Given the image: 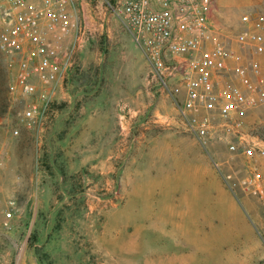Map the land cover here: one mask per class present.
Segmentation results:
<instances>
[{
    "label": "rangeland",
    "instance_id": "374dc122",
    "mask_svg": "<svg viewBox=\"0 0 264 264\" xmlns=\"http://www.w3.org/2000/svg\"><path fill=\"white\" fill-rule=\"evenodd\" d=\"M215 1L221 11L211 8L209 20L219 30V46L214 40L209 45L228 62L231 54L222 46L236 49V37L246 29L242 17L263 15L264 0ZM110 24L124 29L118 19ZM9 30L0 18V213H12L19 240L13 248L8 239L0 245V264H264V164L236 158L226 144H220L226 157L208 143L194 154L184 152L183 159L171 154L176 145L168 140L142 150L150 157L143 159L130 138L124 170L108 176L62 173V179L53 177L58 188L45 193L44 206L12 205L36 194L11 192L13 178H47L39 174L41 151L24 117L28 97L12 89L22 56L5 44ZM198 151L210 156L211 167L198 162ZM12 229L0 226V235H12Z\"/></svg>",
    "mask_w": 264,
    "mask_h": 264
},
{
    "label": "crops",
    "instance_id": "0c3cea01",
    "mask_svg": "<svg viewBox=\"0 0 264 264\" xmlns=\"http://www.w3.org/2000/svg\"><path fill=\"white\" fill-rule=\"evenodd\" d=\"M211 4V8L221 11L217 1L212 0ZM88 15L91 31L78 60L68 62L61 58L59 67L43 70L34 79L38 96L48 97L54 107L42 123L31 126L41 151L38 171L47 179L25 183L19 177L13 178L11 192L22 189L36 194L27 193L14 200L12 205L44 206L45 193L58 188L53 177L62 179V173L93 175L95 172L108 176L124 170L126 145L131 142L130 138L135 141V148L142 152L143 159L150 158L142 151L149 149L150 144H167L169 140L176 145L170 148L171 154L181 153L183 159L184 152L194 154V150L200 151L199 145L208 148V143H211L221 158L227 153L220 144H226L236 158L245 159L248 163L260 159L264 164V105L245 109L235 101L236 92L247 97L256 96L260 85L252 67L259 63L263 75L264 55L250 57V48L238 42L237 37L236 49L222 46L231 55L228 62L223 58L227 68L215 72L213 80L215 91L221 92L223 99L215 111L198 112L202 118L209 116L214 125L211 135L198 138L181 125L176 103L161 90L152 76L149 62L133 43L130 34L120 26L109 25L110 18L104 12L97 13L91 9ZM230 15L235 17L236 14ZM210 21L199 56L212 52L210 41L214 40L215 46H219L216 40L219 30ZM73 23L42 28L49 43L54 36L63 35V46L70 48L76 34ZM135 129L137 136L132 137ZM182 131L191 133V137L182 136ZM199 151L197 160L202 166L211 162L210 156ZM197 165L195 167L198 168ZM205 167H211V163ZM255 184L263 194L262 182L257 179ZM57 186L62 188V183ZM0 226L13 228L12 235H0L1 247L7 246V239L12 243L11 248L16 247L19 240L17 223L0 213Z\"/></svg>",
    "mask_w": 264,
    "mask_h": 264
},
{
    "label": "built area",
    "instance_id": "2783aa9c",
    "mask_svg": "<svg viewBox=\"0 0 264 264\" xmlns=\"http://www.w3.org/2000/svg\"><path fill=\"white\" fill-rule=\"evenodd\" d=\"M211 3L212 0H4L0 18L10 29L4 41L22 56L12 89L28 97L25 119L30 125H38L54 111L48 97L38 96L32 79L43 70L59 67L61 58L78 60L91 31L87 17L94 9L122 22L149 62L153 78L176 103L181 125L198 138L211 135L213 123L209 116L202 118L198 112L211 113L221 105L223 95L215 91L213 74L227 68L219 48L199 56L209 32ZM69 22H74L76 29L73 45L64 47L63 35L54 36L49 43L42 27ZM242 22L246 29L237 35L238 42L250 48L251 56L264 55V14L244 15ZM252 70L260 85L256 96L235 93V101L245 109L264 105V76L259 63ZM262 147L264 150V142ZM12 217L7 213V219Z\"/></svg>",
    "mask_w": 264,
    "mask_h": 264
},
{
    "label": "trees",
    "instance_id": "16d2710c",
    "mask_svg": "<svg viewBox=\"0 0 264 264\" xmlns=\"http://www.w3.org/2000/svg\"><path fill=\"white\" fill-rule=\"evenodd\" d=\"M1 102V101H0ZM2 104H4V103H2ZM5 106V105H4Z\"/></svg>",
    "mask_w": 264,
    "mask_h": 264
}]
</instances>
